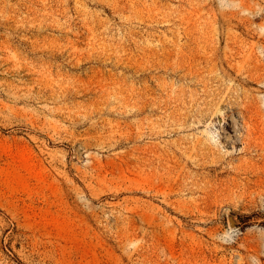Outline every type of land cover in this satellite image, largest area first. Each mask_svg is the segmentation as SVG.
Returning <instances> with one entry per match:
<instances>
[{"label":"rangeland","instance_id":"obj_1","mask_svg":"<svg viewBox=\"0 0 264 264\" xmlns=\"http://www.w3.org/2000/svg\"><path fill=\"white\" fill-rule=\"evenodd\" d=\"M0 264H264V0H0Z\"/></svg>","mask_w":264,"mask_h":264}]
</instances>
